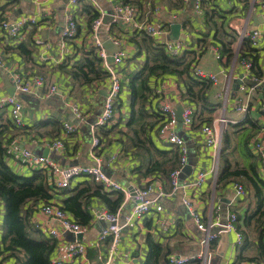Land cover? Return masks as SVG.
Here are the masks:
<instances>
[{
	"label": "crops",
	"instance_id": "1",
	"mask_svg": "<svg viewBox=\"0 0 264 264\" xmlns=\"http://www.w3.org/2000/svg\"><path fill=\"white\" fill-rule=\"evenodd\" d=\"M120 0H78L71 7L69 0H0V22L3 20H15L20 17H29L36 19V22L29 24L24 31L22 39L14 41L5 37L0 33V53L3 55V66H0V95L8 94L7 88L15 87L13 81V73L21 72L24 76L33 74H41L46 78V84L38 92L22 94L15 90L14 95L23 103L22 128L13 126L18 130H25L14 138L18 140V148H28L33 153L43 154L44 148L48 147L53 139H62V148L54 150L49 148L48 157L57 164L75 165V164H92L91 157V127L100 112L103 96L106 87L103 82L91 83L89 85H80L70 80V77L62 69L58 67L61 63L70 57L69 62L73 63L75 59L83 56L89 49L93 48L91 26H88V13L86 6H91L98 12V17L102 18L101 27L104 28L103 33L105 39H118L120 49L126 50L129 58L124 59L120 66V73L124 80L130 73L137 71L145 62L146 47L149 40L145 37V32L132 29L126 24L115 21L114 7ZM137 6L139 18H143L152 22L154 25L163 26L166 35L163 39H170L169 31L172 23L181 25L178 38H182L187 42V50H195L200 52L199 46L203 34H207L206 50L199 53L196 65L208 73L217 74L218 82L212 83L211 96L221 106L214 112L213 117L220 113L228 120L227 123L236 124L243 118V115L232 109L233 95L238 87L236 77L241 74V67L233 62L228 65L224 64V58L220 60L215 58L211 47H215L219 52V46L214 44L213 30L206 27L204 21V13L194 9L193 4L183 0H121ZM263 0H212L218 13L224 16L222 20V29L231 33L234 37L232 48L234 54L237 55L241 41L247 38L246 34L253 29H260L263 33L259 45L257 47L259 58L258 68L262 76H264V10L261 8ZM211 7V5H210ZM216 10V11H217ZM220 10V12H219ZM72 11L77 22V33L73 38H64L62 30L64 28L66 14ZM218 23L221 18H217ZM92 24V23H91ZM99 36V34H98ZM151 38V37H150ZM176 38V39H178ZM152 39V38H151ZM175 39V40H176ZM248 39V38H247ZM103 40V41H104ZM155 43L156 40L152 39ZM249 40V39H248ZM173 41V40H172ZM29 43L33 48L31 59L27 60L21 56L16 48L18 43ZM203 47V46H201ZM111 49H116L113 44ZM140 51V52H139ZM111 52V51H109ZM138 52V53H137ZM236 61V60H235ZM231 69V70H230ZM230 72L232 80L230 83V95L226 103V108H222V101L219 100L218 94L222 90L224 83V72ZM166 78V77H165ZM163 79L164 86L162 89V98L167 99L175 106L176 111L184 103L180 96L177 82L172 76ZM55 84L57 91L55 94L48 93V85ZM39 93V94H38ZM26 95L24 100L22 96ZM255 101L264 100V83L253 94ZM73 103H77L83 114V120H78L76 130L73 134L63 136V122L74 124V115L71 110ZM0 124L11 121L9 109H0ZM257 107L249 111V118L256 121L258 130ZM130 116L129 107V88L124 82L120 93L119 102L117 104L115 118L104 129L114 127L107 137L100 135L101 145L100 154L107 158L113 154H118L117 159L109 166H105L107 174L116 182L126 189L128 192L137 187L152 186L150 195L156 197L151 204L150 211L140 220L133 222L129 226L122 229L117 246L114 250V256L108 261L109 246H100L96 249L95 241L99 235L100 229L106 227L108 223L101 218L93 215L92 222L86 226V231L82 234L83 242L87 246H94L95 254L91 259L92 264H138L145 255L142 238L145 233H153L158 235L162 245V254L160 257L161 264H167L166 259L170 257H186L189 261L185 264H264V248L260 254L258 238L252 225L246 221L249 215L255 209V198L253 188L240 179L224 180L216 182V176L208 175L200 187L189 185L194 179L197 171L208 170L213 166V162L219 163L211 155L209 148L203 145V137L200 129L192 130L191 127H176L179 132L186 138L185 142L189 146L191 157L194 159L193 171L186 175L181 173L178 176V184L180 187L173 192L171 184H164L160 178L138 177L135 174V168L139 165L138 159L132 155L130 151L126 152L123 143L125 136L121 132H128L126 127L127 120ZM238 116V117H237ZM47 119H56L61 123V130L57 137L44 136L41 138L32 126L40 121ZM76 119V118H75ZM3 120V121H2ZM13 125V123H12ZM157 129L150 133L151 139L156 147L161 149H169L173 145L165 143L157 134ZM249 128V121L238 124L237 128ZM51 127L47 125L45 130ZM227 129V126H226ZM20 130V131H21ZM31 130V131H30ZM257 130V131H258ZM256 131V133H257ZM45 139V140H44ZM10 143V142H9ZM238 160L242 164H246L244 157L239 154ZM260 170L261 162L258 160ZM214 163V164H216ZM9 165L19 174L29 175L32 169L20 161L17 153L12 154ZM85 177H77L71 184L73 187L76 183ZM92 180V179H91ZM240 180L244 186L245 194L235 196L234 183ZM61 189H56L54 201L59 202L62 194ZM159 190L163 195L159 194ZM158 194V195H157ZM188 198L199 213L201 221L207 223L210 219L213 221L224 222L229 213H236V229L241 232L243 238L239 243L235 231L221 232L214 241L209 243L208 247H203L202 241L205 239L206 233L197 228L196 223L190 215L188 207L183 200ZM136 199L133 197L125 198L120 208L119 222L121 223L124 216L131 210ZM107 210L104 204L95 199L92 201L90 211ZM93 213V211H91ZM4 214V203L0 198V260L1 264H20L24 259L22 251L14 253L1 250V233L2 218ZM163 219L169 224L167 231L162 230L159 221ZM34 225L44 223L45 218L38 212L32 217ZM51 226L48 223V228ZM38 228V227H37ZM40 229V228H39ZM42 231V229H40ZM49 236L46 232H43ZM56 246L51 256L52 259L56 255H62L63 245L66 243L77 241L76 237L65 233L62 238H54ZM80 242V241H79ZM264 244V236L262 238ZM138 248V252L136 249ZM136 253V254H135ZM17 257V258H16Z\"/></svg>",
	"mask_w": 264,
	"mask_h": 264
},
{
	"label": "trees",
	"instance_id": "2",
	"mask_svg": "<svg viewBox=\"0 0 264 264\" xmlns=\"http://www.w3.org/2000/svg\"><path fill=\"white\" fill-rule=\"evenodd\" d=\"M211 1L202 0L201 2L204 21L206 27L213 30L214 41L212 42L219 46L220 55L225 59L224 64L228 65L235 55L232 48L234 37L222 29L224 16L218 13L217 9L219 8L213 5ZM86 10L88 13L87 23L90 27L92 21L98 17V12L90 5L86 6ZM217 18H221V22L218 23ZM202 36L198 40L203 43L199 46V53L204 52L207 48L205 42L207 34ZM145 37L149 40L146 47L145 62L137 71L128 74L123 81H126L129 88L130 116L126 123L129 131L127 133L121 132V134L126 139L123 143L126 152L130 151L138 159L139 165L135 168V174L144 178H160L164 184H169L170 173L179 166V151L176 146L169 149L156 147L150 136V133L157 129V125L162 121V115L158 109V101L162 98V92L157 91L160 83L165 77L172 76L175 78L181 98L188 101L187 103L194 110L192 130L210 124L214 118V112L221 106V103L211 96L212 82L192 73V67L196 64L199 53L195 50L186 49L179 55L173 56L168 54L162 45L154 43L150 36L145 35ZM16 48L25 59H31L33 48L30 47L29 43H18ZM258 58V49L252 47L247 38H243L236 55L235 64L237 65L242 60H249L252 74L261 76ZM69 60L70 57L58 67L67 73L74 83L89 85L100 82L106 77V72L101 67L99 56L94 47L83 56L75 59L73 63H70ZM248 121L249 128L239 127L237 128L238 132L235 131L236 133H234L241 139L244 131H247L241 151L242 156L246 158V164H242L229 150L230 147L233 149L234 146L231 145V137L226 131L227 129L224 130V145H222L219 153L216 182L241 178L253 188L256 205L255 209L247 215L246 221L253 226L256 232L260 254H262L264 248L262 242L264 236V175L260 170L257 155L249 146L259 127L256 121L249 118V112L243 115L240 123L237 122L234 125L238 126V124ZM47 125L51 127L49 130L44 129ZM13 126L9 120H4L0 124V198L4 203L1 250L11 253L22 251L24 259H21L20 264H53L51 256L57 242L53 237L43 234L34 225L32 217L42 204L51 202L56 193L54 194L43 169H32L29 175H24L17 173L9 165L12 154L8 150V144L16 135L25 133L24 129H20V131ZM20 128L22 127L20 126ZM113 128L104 129L102 127L98 130V135L100 133V135L107 137ZM31 129L35 130L41 138L44 136L57 137L61 130V123L56 119H47L34 124ZM59 194L63 196L58 202L61 209L82 226H88L92 222L93 215L90 206L93 200H100L108 212H117L125 200L122 191H106L101 184L88 177L73 187L61 189ZM159 240L158 235L144 234L142 242L145 255L138 264H161L162 245ZM111 241L112 237L108 236L102 245L108 247ZM105 252L106 256L107 251ZM136 252H138V248ZM94 254V247H87L88 259H93ZM166 263L169 264L168 259H166ZM73 264L82 263L76 261Z\"/></svg>",
	"mask_w": 264,
	"mask_h": 264
},
{
	"label": "built area",
	"instance_id": "3",
	"mask_svg": "<svg viewBox=\"0 0 264 264\" xmlns=\"http://www.w3.org/2000/svg\"><path fill=\"white\" fill-rule=\"evenodd\" d=\"M78 0H69L70 6L73 7ZM188 1V0H183ZM202 0H195L193 3L194 9L198 12H202L201 8ZM261 8L264 10V0L261 2ZM120 21L132 29L136 28L141 32H145L152 39L156 40L155 43L162 45L165 51L173 56L179 55L181 52L187 49V42L182 38L176 40L163 39L161 37L166 35V30L163 26L154 25L152 22L139 18V12L136 5L119 1L114 7V19ZM36 22V19L29 17H20L15 20H3L0 22V33L5 37L10 38L14 41L22 39L25 28L29 24ZM102 24V18L97 17L92 21L91 33H92V44L96 49V53L99 56L101 67L106 72V77L103 82L106 87V92L103 96V102L99 114L97 115L95 122L91 127V157L93 159L92 164H75V165H60L52 161L48 156L43 154L33 153L28 148H18V140L16 138L11 139L8 144V150L11 154L17 153V157L24 164L29 166L31 169H43L50 182V186L55 191L56 189H63L71 186L72 182L77 177H88L93 181L101 184L106 191L109 190H120L124 193L125 198L133 197L130 196V192L124 189L120 183L114 181L107 173L104 172L105 166H109L113 163L118 154H113L107 158L100 154L101 141L98 135V130L102 127L107 126L115 118L117 104L119 102L120 93L122 91L124 77L120 73L119 66L124 59L129 58V54L126 50L119 49L115 52H109L104 49L102 42L98 38V29ZM77 22L72 11H69L65 17L64 28L62 30V36L64 38H73L77 33ZM263 33L260 29H253L249 31L246 36L249 39L250 45L257 48L259 41ZM112 40V39H111ZM116 46L120 42L118 39L112 40ZM215 58L220 60L221 55L218 53L215 47H211ZM3 55L0 53V66H3ZM242 69L241 74L234 78L239 81L236 92L233 95L232 109L241 115H245L251 109L257 107L258 110V123L261 125L260 130L250 141V148L254 154L259 158L262 169L264 170V100H257L253 96L254 92L263 85L264 76H257L251 72V62L249 60H242L239 62ZM231 70V69H230ZM223 83L224 86L219 92V100L222 101V108H226V103L230 95V83L232 75L224 70ZM192 73L195 76L209 79L212 83L218 82L217 74L205 72L196 64L192 67ZM13 81L15 83V90H18L22 94H28L31 92H38L46 84V78L41 74H33L24 76L21 72L15 71L13 73ZM167 78V77H166ZM165 78V79H166ZM164 86L162 81L157 89L161 91ZM57 91L56 85H48L47 94H55ZM39 94V93H38ZM8 108L9 116L14 126H22L23 117V103L15 95H0V109ZM158 109L162 115V121L160 122L157 130L158 136L170 145L176 146L179 151V166L170 173V184L172 191L175 192L180 185L178 184V176L182 171V167L187 163L188 158V147L185 140L177 133V117L176 109L172 103L167 99L160 98L158 101ZM73 115L78 120H83V114L77 103H73L71 106ZM193 107L189 103H184L182 106L181 117L182 124L185 127H191L193 120ZM228 120L224 118L223 114L219 112L215 116L210 124H205L200 128L201 135L203 137V145L209 148L212 152V156L216 159L219 158V153L222 144L223 132L226 130ZM76 130V125L63 122V136L67 137L73 134ZM45 140V139H44ZM50 149L60 150L63 146L62 139H53L48 145ZM213 162L208 170L197 171L194 179L189 185L193 187H200L205 181L208 175L216 176L217 174V163ZM152 186H144L139 188L136 186L134 189L135 199H138L133 204L131 210L124 216L123 221L119 222L120 209L117 212H108L107 210H92L93 215L97 218L104 219L108 225L103 227L99 231V235L95 241V247L99 248L103 241L108 237H112L111 244L108 249V261L114 256V250L117 246L118 240L122 229L129 226L135 221L142 219L151 209V204L155 198L149 199L147 196L152 191ZM235 196L239 197L245 194L244 186L240 183H234ZM159 194L163 195V192L159 190ZM158 195V194H157ZM183 203L188 207L190 215L199 230L206 233L205 239L202 241L203 247H208L209 243L214 241L221 232L235 231L237 241H242L241 232L236 229V213L231 212L227 216L224 222L209 220L207 223L201 221V217L191 200L188 198L183 200ZM44 218V223H37V227L46 232L50 237L62 238L65 233H72L74 236L77 234H84L86 226H82L75 222L69 214H67L57 201L52 200L42 204L38 210ZM48 223L51 226L48 228ZM159 226L162 230L167 231L169 224L166 220L161 219ZM62 255H56L52 259L53 264H73L76 261L82 264H92L90 259L87 257V243L83 241H73L63 245ZM94 247V246H93ZM107 261V262H108ZM169 264H185L189 261L186 257H170L168 259ZM105 264H108V263Z\"/></svg>",
	"mask_w": 264,
	"mask_h": 264
},
{
	"label": "water",
	"instance_id": "4",
	"mask_svg": "<svg viewBox=\"0 0 264 264\" xmlns=\"http://www.w3.org/2000/svg\"><path fill=\"white\" fill-rule=\"evenodd\" d=\"M189 1L193 4L195 0H189ZM180 28H181V25L179 23H172L170 25L169 37H170L171 40H175L176 38H178V36L180 34ZM102 46H103L104 49H106L108 51H111V52H115V51H118L120 49V46H116V49H111L110 48V47L113 46V42H112L111 39H105L102 42ZM234 56L235 57L233 58V62H235V60H236V54ZM238 83H239V81H238ZM7 92H8L9 95H14L15 87L11 86L10 88H7ZM22 98L25 100L26 99V95L22 96ZM181 111H182V109H180V108L176 111V117H177V120H178L177 128L181 126V122H182ZM73 118H74V122L73 123L77 124L78 123V119H75V117H73ZM179 135L184 140H186V138L180 132H179ZM187 147H188L187 163L182 167L181 173L189 175L193 171L194 159L191 157V152L189 151V146L188 145H187ZM48 152H49V148L48 147L44 148L43 155L44 156H48ZM104 172L107 173V171L105 169H104ZM131 195L135 196V192L133 190L131 191ZM147 198L152 199V198H156V197H152L151 195H149V196H147ZM136 200H138V199H136ZM67 235H71L72 237H76L77 241H83L82 234H77L76 236H74L72 233H67Z\"/></svg>",
	"mask_w": 264,
	"mask_h": 264
},
{
	"label": "rangeland",
	"instance_id": "5",
	"mask_svg": "<svg viewBox=\"0 0 264 264\" xmlns=\"http://www.w3.org/2000/svg\"><path fill=\"white\" fill-rule=\"evenodd\" d=\"M103 30H104V28L101 26L98 29V34H99L98 38L101 42H103L104 37H105ZM226 131L228 132L229 136L231 137V139H230V142L232 143L231 145L234 146L233 149H232V147H230L229 150H231V152H233L234 157L239 158V154L242 153L241 151H242V147H243V141L245 139L244 136L247 134V131L246 130L244 131V133L241 136V139H239V137H237L236 134H234V133H236L235 131L238 132L236 125H234L232 123H228ZM222 145H224V138H222L221 147H222ZM244 159L246 161V158H244ZM236 179H239V178H236ZM236 183L242 184L240 180L236 181Z\"/></svg>",
	"mask_w": 264,
	"mask_h": 264
}]
</instances>
